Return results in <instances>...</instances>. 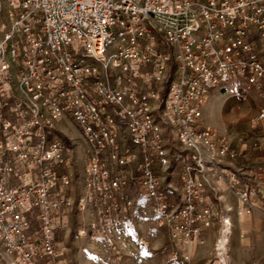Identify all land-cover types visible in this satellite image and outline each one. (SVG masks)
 <instances>
[{
    "label": "built area",
    "instance_id": "2783aa9c",
    "mask_svg": "<svg viewBox=\"0 0 264 264\" xmlns=\"http://www.w3.org/2000/svg\"><path fill=\"white\" fill-rule=\"evenodd\" d=\"M240 80L260 99L251 126L264 138V0H0V264H70L65 119L87 146L77 204L95 217L79 234L107 245V264H123L132 187L176 247L220 224L224 263L232 224L206 196L217 178L251 213L264 165L228 173L238 150L201 121L211 92ZM178 165L179 187L162 185Z\"/></svg>",
    "mask_w": 264,
    "mask_h": 264
},
{
    "label": "rangeland",
    "instance_id": "374dc122",
    "mask_svg": "<svg viewBox=\"0 0 264 264\" xmlns=\"http://www.w3.org/2000/svg\"><path fill=\"white\" fill-rule=\"evenodd\" d=\"M260 99L258 95L240 80L238 83L223 85L214 89L204 107L202 125L214 129L219 138L226 139L238 150L237 158L223 159L228 173L246 167H257L264 165V146L257 148L264 143L259 131L252 129V119L256 115ZM65 131L69 141L75 143V164L73 168V196L76 206L68 223L67 229L60 231V238L68 247L70 264H107L109 249L104 242L93 241L89 236L80 235L79 229L87 225L95 216L93 211L85 213L79 210L78 201L85 192L84 170L87 163L86 143L80 129L71 119H65L60 124ZM177 146V140H172ZM180 166H176L172 175L162 180V185L173 182L179 187ZM220 182L227 187L220 188ZM216 187V196L209 192L208 196L217 202L219 217L224 219L228 215V208L225 206L224 194H232L231 201L227 203H238L237 195L229 188L228 183L213 179ZM135 199V205L128 217L120 216L122 220V232L118 230L116 237L118 241H125L123 264H170L169 253H171V238L169 229L160 225L151 209V203L144 198L134 187L130 189ZM240 205V204H239ZM226 215V216H225ZM230 219V217H229ZM232 224V221L230 219ZM212 228L216 230V241L213 250L214 257L217 253V243L221 234V225L216 224ZM211 229V228H210ZM232 225L230 228V236ZM230 237L227 242L225 262L229 264L227 255L229 252ZM213 264V260L208 263Z\"/></svg>",
    "mask_w": 264,
    "mask_h": 264
},
{
    "label": "crops",
    "instance_id": "0c3cea01",
    "mask_svg": "<svg viewBox=\"0 0 264 264\" xmlns=\"http://www.w3.org/2000/svg\"><path fill=\"white\" fill-rule=\"evenodd\" d=\"M219 184L221 189L227 187L223 182ZM231 195V193L223 195L232 221L228 263L264 264V188L261 192L262 203L249 214L243 213L238 203H234L233 206L227 203L228 199L231 201ZM208 197L207 195L206 198ZM118 230L122 232V220L119 221ZM216 237L215 228H211L203 233L204 244L191 243L185 247H176L171 241V253L168 254L170 264L210 263L214 259Z\"/></svg>",
    "mask_w": 264,
    "mask_h": 264
},
{
    "label": "bare ground",
    "instance_id": "6f19581e",
    "mask_svg": "<svg viewBox=\"0 0 264 264\" xmlns=\"http://www.w3.org/2000/svg\"><path fill=\"white\" fill-rule=\"evenodd\" d=\"M225 244H226V241H225V240H222L221 243H220V246H221V247H224ZM226 247H227V245H226Z\"/></svg>",
    "mask_w": 264,
    "mask_h": 264
}]
</instances>
